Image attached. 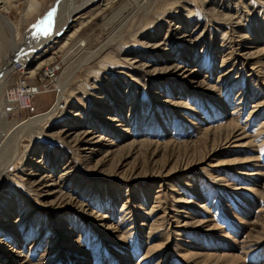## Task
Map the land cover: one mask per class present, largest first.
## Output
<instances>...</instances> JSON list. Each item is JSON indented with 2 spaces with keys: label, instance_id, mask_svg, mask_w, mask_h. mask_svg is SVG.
Instances as JSON below:
<instances>
[{
  "label": "rangeland",
  "instance_id": "obj_1",
  "mask_svg": "<svg viewBox=\"0 0 264 264\" xmlns=\"http://www.w3.org/2000/svg\"><path fill=\"white\" fill-rule=\"evenodd\" d=\"M83 1L0 3V264H264V0Z\"/></svg>",
  "mask_w": 264,
  "mask_h": 264
},
{
  "label": "bare ground",
  "instance_id": "obj_2",
  "mask_svg": "<svg viewBox=\"0 0 264 264\" xmlns=\"http://www.w3.org/2000/svg\"><path fill=\"white\" fill-rule=\"evenodd\" d=\"M2 2H3V0L0 1V3H2ZM91 2H92L91 0H84L80 5L75 6L74 9L71 11H73V12L80 11L81 12V10H85V8H87ZM4 8H6V7H4ZM0 20H1V22H0L1 30L4 28V26H6L9 29L10 35L16 30L15 24H13L12 21L10 22L8 20L7 16L2 14L1 12H0ZM45 20H47V19H45ZM42 23H43V21H42ZM63 24H65V25L62 26L61 28L59 27V30L57 29L56 31H53L50 34L51 35L49 37L50 39H52L53 36L55 37V36L64 32V30L66 29V24H68V20L65 19ZM34 30L36 31V29H33V31ZM76 31L77 30H74V32L72 33V36H75L77 34ZM6 33H8V31ZM14 33L12 36H14ZM69 37H70V35H69ZM69 37H67V38L69 39ZM6 38L10 39L8 37H6ZM15 64L16 65L19 64L22 67L25 66V63L22 62L21 59H17ZM57 65L58 64L46 67L44 69L46 71V75H44V78L48 79V78L56 77V75H58L59 69H60V64H59V68H56ZM13 70L15 71V69H12V71ZM38 70L33 69V70L29 71V73L31 72V76H34L38 72ZM6 82H7V80L3 81L0 84V131H2L3 127L7 128V130L4 133V136L0 139V182H5L6 180L11 179L9 170L11 169V167L13 165V161H14V158L16 156V151H17L18 144H19V140L13 138L16 134L14 136H12V134H14L15 131H17V130L22 131L23 129H25L27 127L38 124V120H42L43 118H49V117L54 116L57 113L58 108H59V102H57L54 104V106L48 112H45L43 114H35L26 120L8 119L6 117V115L8 113V108H10V107L12 108V101L6 102V99L4 97ZM21 84H22L21 90H23L22 93L24 94L25 97L22 99V95H21L22 93L20 94L19 102H17V104H15L18 106L19 109H20L19 105H21V108L31 107V101H32V98L34 95V92H33L34 88H33L32 84H30L28 82H22ZM61 86H62V89H64V84H61ZM19 89H20V86H19ZM3 123H6V124L4 125ZM4 147H6V148L3 150ZM5 152H8V153L6 154L5 157H3L1 159V155ZM43 180L45 181V178ZM53 184L60 187V185L57 183L53 182ZM59 189H60L59 191H61V188H59ZM79 208L84 210V206L81 204L78 205V209ZM100 220H102V219H100Z\"/></svg>",
  "mask_w": 264,
  "mask_h": 264
}]
</instances>
